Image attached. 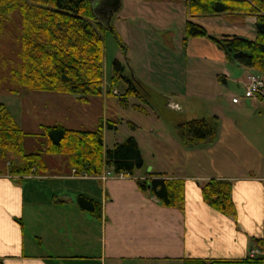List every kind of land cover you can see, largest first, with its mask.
<instances>
[{"label": "crops", "instance_id": "crops-1", "mask_svg": "<svg viewBox=\"0 0 264 264\" xmlns=\"http://www.w3.org/2000/svg\"><path fill=\"white\" fill-rule=\"evenodd\" d=\"M189 17L183 0V26ZM190 18L216 37H255L253 15L220 13ZM183 35L184 29L173 39L179 42V49ZM190 44L206 45L209 52L193 53ZM184 46L187 55L199 56L196 62L206 71L205 92L192 86L196 93L215 97L219 76L224 77L225 87L226 79L240 83L251 71L227 60L210 38H189ZM241 98L245 99L241 96L233 101L244 108L246 102ZM262 102L264 97L259 96L247 103L256 107ZM219 105L213 104L216 113L211 116L221 126L218 123L214 139L202 141L201 148L215 152L220 148L222 156L216 161L185 157L182 163L189 170L204 168L202 172L185 174L181 167L173 171L174 163L157 165L142 158L131 177L101 180L76 173L62 157L56 163L46 161L45 171L22 176L9 174L8 166L0 164V264H241L226 261L248 256H261L264 264V163H253L257 154L254 129L248 126L250 117L244 121L227 118L226 107ZM66 107L75 114L78 111L72 100L45 96V115H50L45 124L65 125L62 122L70 115ZM156 173L182 179V208L163 204L149 188L138 185L139 179ZM210 178L231 181L233 216L203 201L201 185ZM80 194L97 201L99 212L81 208ZM253 250L256 253L251 255Z\"/></svg>", "mask_w": 264, "mask_h": 264}, {"label": "rangeland", "instance_id": "rangeland-1", "mask_svg": "<svg viewBox=\"0 0 264 264\" xmlns=\"http://www.w3.org/2000/svg\"><path fill=\"white\" fill-rule=\"evenodd\" d=\"M182 3L183 0H119L115 6L105 10L98 6L96 21H106L99 30L103 39L102 92L90 96L86 102L72 99L71 94L29 90L15 81L11 69L18 62L17 36L21 19L17 10L8 13L0 27V103L5 105L18 126L28 133L24 137V150L37 151L45 142L41 125L50 120V115H45V96L61 97L78 106L76 114L66 107L70 115L62 123L79 129H95L101 123L105 149L132 136L146 163L166 166L174 163L170 168L174 171L181 167L185 174L202 172L204 168L189 170L182 166L185 157L216 161L222 156V149L215 152L203 150L201 142L188 147L180 143L179 124L213 115L216 113L213 104L220 103L227 109V118L244 121L250 117L248 126L254 129L251 132L255 136L253 145L257 154L253 163L263 164L264 102L253 107L247 103L251 98H241L240 101L246 104L240 108L233 100L243 95V85L230 78L226 79L224 87L223 76L218 77L220 85L215 97L193 91L196 87L205 92L202 85L206 83V71L196 62L198 55L192 58L186 54L183 38L181 49L179 42L173 40L184 29ZM188 48L193 53L209 52L206 45L190 44ZM115 61L119 64L116 65ZM227 65L233 67L231 63ZM116 67L118 74L114 78ZM113 89L114 93L111 92ZM221 93L224 96L221 97ZM107 122L115 124V127H109ZM218 123L221 126V121ZM169 144L174 146L167 147ZM44 157L50 163L60 161L61 157L66 159L64 154H47ZM239 160L243 161L242 158ZM3 163L7 165L0 158V164Z\"/></svg>", "mask_w": 264, "mask_h": 264}, {"label": "trees", "instance_id": "trees-1", "mask_svg": "<svg viewBox=\"0 0 264 264\" xmlns=\"http://www.w3.org/2000/svg\"><path fill=\"white\" fill-rule=\"evenodd\" d=\"M185 5L190 17L220 13L255 16L253 39L228 34L210 35L204 26L189 17L184 22L183 42L193 37L210 38L227 60L259 72L264 78V0H185ZM98 6L102 10L107 8L102 6V0H0V27L7 14L14 10L19 12L21 19L17 36L18 62L11 69L15 81L29 90L76 95L83 101L101 94L103 39L100 31L106 21H96ZM115 64L118 65V61ZM117 74L116 67L114 78ZM107 124L115 127V124ZM41 126L45 134L42 148L26 152L24 137L28 133L0 103V158L7 162L9 174L22 176L45 171L44 156L47 154H64L69 166L78 174L97 175L103 166L132 174L142 165L140 149L132 136L104 148L101 123L95 129L71 128L62 124ZM179 128L182 142L195 145L214 139L217 117L194 118L182 122ZM137 182L142 189L149 188L163 204L183 207L182 179L156 173L154 177ZM231 188L228 179L210 178L201 185L202 199L211 207L233 216L235 206ZM78 204L93 213L100 210L97 201L83 194L78 196ZM226 262L263 264V258L248 256Z\"/></svg>", "mask_w": 264, "mask_h": 264}, {"label": "built area", "instance_id": "built-area-1", "mask_svg": "<svg viewBox=\"0 0 264 264\" xmlns=\"http://www.w3.org/2000/svg\"><path fill=\"white\" fill-rule=\"evenodd\" d=\"M244 87L243 98H256L259 96L264 97V78L261 74L249 71L245 77L240 81ZM74 171V169H72ZM132 174L128 171H113L110 168H103L102 171L96 175L97 178L105 180L109 177L126 178L131 177ZM251 255L256 253L255 250L251 251Z\"/></svg>", "mask_w": 264, "mask_h": 264}, {"label": "water", "instance_id": "water-1", "mask_svg": "<svg viewBox=\"0 0 264 264\" xmlns=\"http://www.w3.org/2000/svg\"><path fill=\"white\" fill-rule=\"evenodd\" d=\"M118 1L119 0H102V6L104 8L109 7V6L113 7L118 3Z\"/></svg>", "mask_w": 264, "mask_h": 264}]
</instances>
